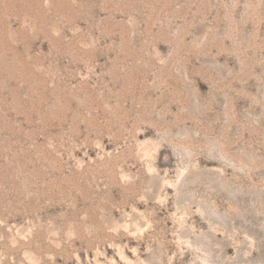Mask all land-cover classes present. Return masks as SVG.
<instances>
[{"label": "rangeland", "instance_id": "obj_1", "mask_svg": "<svg viewBox=\"0 0 264 264\" xmlns=\"http://www.w3.org/2000/svg\"><path fill=\"white\" fill-rule=\"evenodd\" d=\"M0 264H264V0H0Z\"/></svg>", "mask_w": 264, "mask_h": 264}]
</instances>
